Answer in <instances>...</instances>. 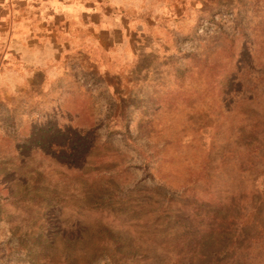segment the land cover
<instances>
[{
  "label": "rangeland",
  "instance_id": "1",
  "mask_svg": "<svg viewBox=\"0 0 264 264\" xmlns=\"http://www.w3.org/2000/svg\"><path fill=\"white\" fill-rule=\"evenodd\" d=\"M72 4L0 3V264H264V0Z\"/></svg>",
  "mask_w": 264,
  "mask_h": 264
},
{
  "label": "crops",
  "instance_id": "2",
  "mask_svg": "<svg viewBox=\"0 0 264 264\" xmlns=\"http://www.w3.org/2000/svg\"><path fill=\"white\" fill-rule=\"evenodd\" d=\"M72 1L73 0H0V3L5 4L7 15L18 19L17 24L10 29V35L13 36L10 41L21 44L19 48H16L21 50L20 53H22V55L25 49H27V54H29L30 51L28 48L31 46L24 45V42L29 36L32 37L36 34V26L38 24L32 23L33 26L27 28V22H31V19L40 20L41 17L44 16L52 17V14L58 11L64 12V14H66V12H72ZM75 8L81 10L80 5H76ZM30 49L35 50V46H32Z\"/></svg>",
  "mask_w": 264,
  "mask_h": 264
}]
</instances>
